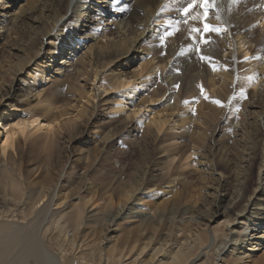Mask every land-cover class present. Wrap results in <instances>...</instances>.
<instances>
[{
    "label": "bare ground",
    "instance_id": "6f19581e",
    "mask_svg": "<svg viewBox=\"0 0 264 264\" xmlns=\"http://www.w3.org/2000/svg\"><path fill=\"white\" fill-rule=\"evenodd\" d=\"M121 2L24 0L10 9L14 0H0V264H225L264 245V0H220L221 21L213 14L212 22L227 31L200 45L210 62L187 52L189 28L199 25L181 23L163 49L160 35L151 37L168 29L165 21L181 19L176 9L186 0ZM103 17L117 21L114 32L103 28ZM83 22L88 42L78 30ZM75 43L86 45L85 55ZM145 46L137 67H122ZM155 71L152 81L168 86L152 95L174 89L182 99L165 97L166 114L153 113L146 124L153 129L141 133L138 109L153 98L127 95L125 87L144 84ZM113 89L135 105L126 111L113 98L99 118L96 99L107 100ZM215 99L232 103L221 108ZM113 110L127 117L113 122ZM175 111L182 118L171 122ZM191 116L196 122H188ZM91 119L94 128L107 126L103 142L89 132ZM119 126L129 151H144L124 177L103 165L115 162L108 148L120 142ZM38 130L44 138L26 145ZM17 134L26 138L15 145ZM88 139L90 147L72 148ZM165 179L162 201L146 204L147 190ZM193 184L199 194L192 202L185 193Z\"/></svg>",
    "mask_w": 264,
    "mask_h": 264
},
{
    "label": "rangeland",
    "instance_id": "374dc122",
    "mask_svg": "<svg viewBox=\"0 0 264 264\" xmlns=\"http://www.w3.org/2000/svg\"><path fill=\"white\" fill-rule=\"evenodd\" d=\"M121 1H125V0H121ZM121 1L118 0L117 3H123ZM14 2L15 3L11 6L10 9L17 8V6L20 5L21 2H24V0H14ZM126 2H127V4H130L131 3V0H126ZM173 2H176L174 4H177L178 5L177 0H173ZM112 13H114L113 10H112ZM119 14L120 13H118V14L116 13L115 15L113 14V17H116L117 16V18H119V16H120ZM172 18L177 19L178 16L174 15ZM86 19L87 18H84L85 21H87ZM108 19H109L108 17H103L101 19V20H103L102 26H103V28L104 27L107 28L109 32L110 31L114 32L115 31V28L114 27H115L117 21H110V22H108ZM75 23H77V22L73 21V22H71V25H75ZM81 25H83V27H79L78 30H80L81 32L87 34V37H88L90 35V31H88L89 24H86L85 22H83V23H80L78 26H81ZM153 32H154L153 33V36H151V37L157 38L159 35L162 34V27L160 26V27L154 29ZM147 33L151 34L149 31H146L145 34H147ZM61 34H62L61 36L64 38V37H66V34L67 33H61ZM95 38H100V37H96L95 36ZM91 39H92L91 37H88L86 40L88 42ZM77 46H78L77 50L78 51H81L82 52V55H85L86 45L85 44L83 45V43H81V44L75 43L73 45V48H75ZM145 53H147V47L146 46L145 47H142L139 50H136V54H139V55L138 56H134L132 59L129 58L130 59L129 62L123 64L122 67L128 68L127 71H130V69H133V68L137 67L141 63V61H143V59H141L140 57L142 55H144ZM209 53H212L214 55L215 54L214 53V48H211L210 47L209 48ZM222 54H224V52H222ZM63 56L64 55H60V57H59L58 60H61L63 58ZM71 57L72 58H70V59H73L74 55H71ZM72 68H74V67H72ZM119 71L120 70H118V69H114V70H111L110 73L116 74ZM62 75H63V77L66 76V74H62ZM145 76L148 79H144L145 80L143 82L144 84H142V81L139 79L137 81V85H134V84L133 85L132 84L130 85V86H135L132 89H129L130 86L125 87V88L127 90V95H133L134 94L135 96H138V98H141L143 96H149V94H151L150 96H152L153 101H148L146 103V107H143L141 110L138 109V107H136V109L139 110L138 113H137V118H139V121L142 122L141 123L142 124V127H141V130H139V131L141 133L142 132L143 133H150L151 131H147V130L148 129H153V128L147 126L146 124H150L151 123L150 122V119H153L154 118L153 113L160 112V115L161 116L164 115V114H166V111H165V108L166 107H165V105L162 104V102L164 100H166L165 97L166 98L171 97V100H178V101L181 100L182 97L177 93L176 90H174V89H168V91H170V92L167 91L169 94L165 93L167 95L164 94L165 95V96L163 95L164 97H160L158 99L156 96H153L152 93H154V92L157 93L158 91H160V89L162 87L165 88V85L168 86V83H166L165 85H162L160 83L153 82L152 81V78L154 76H156V71L154 72V74L147 73ZM74 77H75V73L72 71V75L69 76L68 78L69 79H73ZM61 78H62L61 75H56V77H55V79H57L58 81H61ZM84 78H86V76L81 77L78 80L81 81ZM172 78H173V74H171V76L169 77V80L172 79ZM57 80H55V82ZM56 83L57 84H62V82L61 83L60 82H56ZM50 84H53V83L51 82ZM66 86L67 85H65V87ZM120 88H123V87H120ZM110 89H112V88H110ZM118 90L119 89H113V91H111V94L110 93L109 94L107 93L106 94L107 96H104L103 95V97H106V99H107V100H103V102H98L99 99H96L97 100L96 110H97V116L100 115L99 118L103 117V114L104 113H105L104 115H107L109 113L110 109H108L107 107L112 103V99L113 98L116 99V103H118V105H120V104L127 105L126 106V111L132 110V105H135V103L134 104L130 103V101L127 99L126 96H124V94L122 96V100H119L118 97H115V93H117ZM133 90H135V91H133ZM170 94H171V96H170ZM103 103H104V106H105L104 108H107L108 109V110H105L104 112H102V110H101V108H103L102 107V104ZM152 108H153V110H152ZM256 109H259V105L252 108L253 111H255ZM111 112L114 113V114H111L110 115V116H113V122H115L118 119H121L122 120V119H124V118L127 117L126 116V113H124L123 110H113ZM192 112H190V109H187V113L188 114H192ZM178 113L179 112L175 111L174 116L171 118V122H174V121L177 122V120H180L182 118L181 116L178 115ZM142 115H145V117H141ZM2 116H3V113H1L0 118ZM251 116H253V114H251L250 117ZM2 121H4V119H2ZM188 122H190V123L196 122L195 116H191L189 118ZM94 125H95V123H94L93 119H91V123L88 124V126H89L88 127L89 128V132H91V135H93V133H95L94 134L95 136L93 135L94 136L93 138L94 139H97V141L94 140L95 143L98 142L100 139H102L101 142H103L104 139H105V133L108 130V129H105L107 126H104L103 128H100V127L99 128H94ZM171 126L172 125L169 126V125L166 124L165 129L166 130H169V128ZM155 128H156V125H155ZM125 130H122V127L121 126L118 127V129L115 132V135L118 134L120 136L119 138L116 139V141L119 140L120 142H117V144L113 145V147L108 148V149H110L112 151V154L116 156L115 157V162L111 163L110 165L107 162H104L103 163L104 170L111 168L112 174H118L120 177L126 176L127 175V172L130 170V168H135V165H136V163L138 161V158L144 152L143 150H141L139 148H133V149H131L129 151L128 148H130V147L126 146V144H125V143L128 142V139L125 137L126 134H128V133ZM129 131H130V129H129ZM131 132H132V130H131ZM44 133H45V130H38V131L34 132L33 134H31L30 136H27L28 140L25 141L26 142V145L29 146V144H34V143L38 142V138L40 140V137H41V139H43L44 136H45ZM132 133L133 134H136L137 132L133 131ZM64 134H65V132L63 133V135ZM16 136H15L16 137L15 138V145H16V143L23 142V140H25V138H26V137H24V138L22 137L21 138V136L19 137L18 134ZM83 136L84 137H87V138H92V137H89L88 136V133L84 134ZM185 136L187 137L188 136V133L187 134L184 133V137ZM2 137L3 136H1V139H2ZM4 138L5 137H3V139ZM88 140H89V142H87V146L86 145H81L82 144L81 142H76V143H74L72 145V148L74 150L80 151L81 150V147H83V148L90 147L89 145H91V143L93 142V140L92 141H91V139H88ZM34 141H36V142H34ZM179 141H181V137H180V140ZM212 143L214 145L213 148L216 149V150H218L219 148H217V146H216L218 144V142H216L215 140L212 139ZM124 149H127V150H124ZM38 150H39V148L36 149L35 152L37 153ZM68 164H69V162L66 164L67 167L69 166ZM201 165H203V164H200V166ZM78 170L79 169H77V174L79 173L80 175H82L83 174L82 170H80V171H78ZM198 171H202V170L201 169H198ZM207 177H208V175H207ZM255 179H257V175L256 174H255ZM166 181L167 180L165 179L163 182L159 183L157 186H154V187L149 188L147 190V192L149 194H148V196H146V199H145V203L146 204L158 203V202H161L162 201V199L164 198V192H165V190H167V189H163L165 187V185H166V183H165ZM195 188L196 187H194V184H193L191 186L190 190H187L186 193H185V198H189L190 199L193 196L192 202L194 201L195 198L198 199L196 196L199 193L198 194H196V193L199 192V191H198L197 188L195 190ZM192 202H189V204H191ZM194 204L195 205H199V203H196V202H194ZM263 257H264V245L263 246H260L258 249H255L254 252H253V256L252 257L245 258V259H237V260H236V258L233 259V258L230 257L225 262V264H254V261H256L258 259L260 260ZM263 263H264V259H263Z\"/></svg>",
    "mask_w": 264,
    "mask_h": 264
},
{
    "label": "snow or ice",
    "instance_id": "6c2138e0",
    "mask_svg": "<svg viewBox=\"0 0 264 264\" xmlns=\"http://www.w3.org/2000/svg\"><path fill=\"white\" fill-rule=\"evenodd\" d=\"M117 0H112L113 6ZM220 0H186V2L179 8L176 9L177 13L181 17V19L167 20L165 23L168 25V29L164 30L162 34L159 36V42L161 48L165 47L166 41L175 35L176 32L180 31L178 25L183 23L185 26H189L190 22L194 25L199 26H191L189 28L188 39L191 41L188 44L187 52L194 53L198 56L201 61H211V57L203 55L202 49L200 47L201 44L208 45L213 34H221L222 32H226L227 28H222L220 24L212 22V15H215V20L217 22L221 21V8L219 7ZM239 3V0H229V4ZM86 7V6H85ZM163 11V9H162ZM93 16L99 20L100 17L97 13H93ZM184 51L182 50L179 55H184ZM161 55H166V52L162 51ZM249 57L245 56L244 60H248ZM212 70H216V65L213 63L211 65ZM179 69L177 72L179 73ZM251 79V77H249ZM135 86H130L129 89H132ZM174 87L179 90L181 85L176 83ZM200 95L203 96L205 100H209L210 97L206 94V90L204 86L200 85ZM243 91L241 95H243ZM247 97L245 96V99ZM195 102H198L196 100ZM215 105H218L221 108L231 106L232 100L229 99L227 103L221 99H215L212 101ZM185 104H188L189 101L185 100ZM236 112H239L240 109L237 107ZM193 114H195V109H193Z\"/></svg>",
    "mask_w": 264,
    "mask_h": 264
}]
</instances>
